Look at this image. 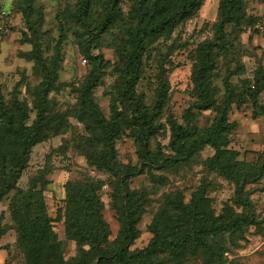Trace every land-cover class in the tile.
<instances>
[{
    "label": "rangeland",
    "instance_id": "obj_1",
    "mask_svg": "<svg viewBox=\"0 0 264 264\" xmlns=\"http://www.w3.org/2000/svg\"><path fill=\"white\" fill-rule=\"evenodd\" d=\"M134 1L120 0L113 23L88 41L89 30L105 13L103 0H89L84 22L77 20L78 0H0V133L3 114L14 115V126L29 127L41 109L47 122L13 190L0 199V264H30L29 248L36 264H96V251L69 238L67 221L101 232L98 249L111 252L124 241V209L133 215L136 233L128 253L143 250L155 235L170 241L200 225L248 220L233 231L201 234L202 244L187 238L182 246H161L142 264H264V172L258 181H246L263 157L264 85L255 96L244 95L256 72L264 73V0H239L238 21L224 27L218 44L212 41L219 0H202L188 19L145 40L134 91L150 110L158 83L164 82L165 101L148 153L165 162L140 170L135 131L129 127L114 142L119 172L106 171L86 160L85 154L100 157L103 150L100 130L84 113L80 96L92 79L98 114L107 119L115 109L128 120L120 72L129 30L142 16ZM152 1L145 3L146 17L155 21ZM205 47L213 61L205 81L211 106L191 110L193 137L212 127L227 95L240 102L225 109L216 148L201 144L185 160H176L169 148L170 122L182 126L184 112L198 102L194 72ZM94 57L101 58L96 71ZM17 152L16 140L0 144V175ZM125 171L137 173L126 181L130 202L117 183ZM69 194L80 202L67 211ZM92 203L99 206L100 224L93 222ZM16 219L29 229L41 227L42 237L23 238Z\"/></svg>",
    "mask_w": 264,
    "mask_h": 264
},
{
    "label": "trees",
    "instance_id": "obj_2",
    "mask_svg": "<svg viewBox=\"0 0 264 264\" xmlns=\"http://www.w3.org/2000/svg\"><path fill=\"white\" fill-rule=\"evenodd\" d=\"M148 0H135L134 6L142 16L138 17L135 25L129 30V46L124 51L121 63V90L120 96L122 98V109H126L128 120L122 117V113L112 109L109 111L108 118H104L98 114L92 99L90 91L94 87V81L90 79L85 83L81 94V105L84 113L89 120L97 126L100 130L101 143L103 156H94L89 153L85 154L86 160L89 165L101 166L106 171L119 172V169L113 164L114 160V142L122 134L126 128H133L135 131L134 141L139 147V167L142 168H159L161 163L165 160L161 157L151 156L148 153V142L155 136L154 122L160 114L161 108L165 101L166 88L163 81H159L157 92L155 94L151 109L148 110L143 104L141 98L135 93L134 86L137 83L141 55L144 49L145 40L153 35L163 33L170 30L178 23L188 19L192 16L201 6L202 0H153L151 8L153 12L156 11V20L152 21L151 16H147V8L145 3ZM105 4L104 15L99 21L98 25L92 30H89L87 35L88 41H95L98 39L107 26L111 25L119 14L118 4L120 0H103ZM239 0H219L217 8V20L213 25L214 40L213 43H220L223 37L224 27L238 21ZM89 13V0H78L76 6L77 20L84 22ZM146 18V20L144 19ZM91 59V57H90ZM94 62L95 71L101 65V58H92ZM213 61L209 57L208 47L204 48L203 56L200 60V66L194 72L195 92L198 96V102L189 107L183 115V125H177L170 122V142L169 148L176 155V160H185L188 158L194 149L198 148L201 144L211 145L216 148V141L222 130V122L225 116V109L230 103H239L240 100H234L230 95L222 101L218 113V119L212 124V127L202 134L200 137L194 138V125L191 122V110L202 111L211 106V94L205 83L210 67ZM226 82V81H225ZM227 83H225L226 85ZM47 83L44 84L46 86ZM264 85V73L256 72L253 80L252 89H247L244 95L255 96ZM6 120L3 124L5 131L0 133V144L7 146L11 140L18 142V152L16 155H10L7 165L2 167L3 172L0 175V199L8 194L14 188V184L18 180L19 174L23 170L28 157L29 150L36 144L40 143L44 138V128L47 122L44 121L43 112L41 109L36 113L34 123L29 127L22 125L16 127L12 124L14 115L10 113L5 115ZM23 118V114H21ZM17 116L15 118H19ZM184 138H189L187 141ZM264 172V150L261 164L253 176L248 178L247 183L258 181ZM137 173L133 171H125L123 174L119 173L117 183L121 193H123L124 200L130 202V195L126 191V181L132 178ZM80 199H76L74 194L67 195V211L69 208L76 206ZM92 205L94 212L92 215L93 222L100 224V216L98 214L99 206L96 203ZM123 233L124 241L119 246L111 251L99 250V245L102 244L104 236L101 232L96 233L94 229L86 228L84 224L76 223L70 224L67 221L66 232H71L70 239L85 242L89 250L96 251V264H102L105 261L109 264H142L143 258L150 255L157 248L164 247H178L182 246L187 238H191L195 244H202L203 240L201 234H212L221 231H233L240 222L247 223L245 217L233 218L230 222L215 223L210 225H200L197 229L191 232H184L176 239L166 241L163 237H155L149 241L148 245L140 251L128 253L127 248L130 243L136 238L134 231L133 215L130 211H123ZM69 217V214H68ZM19 220V222H18ZM16 219L19 233L23 238L31 240L32 235L35 234L37 238L42 237V228L37 229L31 226L30 229L26 228L21 219ZM32 223H36L33 221ZM176 225V224H175ZM174 225V226H175ZM179 224L177 225V227ZM176 228V227H175ZM3 235V230L0 228V236ZM69 235V234H68ZM28 258L30 264H36L35 251L28 250ZM85 264V263H84ZM89 264V263H88Z\"/></svg>",
    "mask_w": 264,
    "mask_h": 264
}]
</instances>
